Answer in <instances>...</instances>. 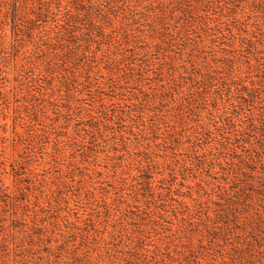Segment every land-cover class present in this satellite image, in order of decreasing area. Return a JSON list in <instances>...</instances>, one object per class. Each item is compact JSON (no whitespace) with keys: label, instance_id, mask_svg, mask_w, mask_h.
I'll use <instances>...</instances> for the list:
<instances>
[{"label":"rangeland","instance_id":"1","mask_svg":"<svg viewBox=\"0 0 264 264\" xmlns=\"http://www.w3.org/2000/svg\"><path fill=\"white\" fill-rule=\"evenodd\" d=\"M0 264H264V0H0Z\"/></svg>","mask_w":264,"mask_h":264}]
</instances>
